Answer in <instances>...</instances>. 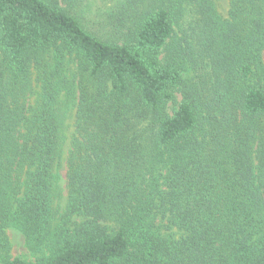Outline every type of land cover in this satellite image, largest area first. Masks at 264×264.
I'll return each instance as SVG.
<instances>
[{
  "label": "trees",
  "instance_id": "obj_1",
  "mask_svg": "<svg viewBox=\"0 0 264 264\" xmlns=\"http://www.w3.org/2000/svg\"><path fill=\"white\" fill-rule=\"evenodd\" d=\"M228 6L123 0L90 31L57 0H0V264H264V0Z\"/></svg>",
  "mask_w": 264,
  "mask_h": 264
},
{
  "label": "rangeland",
  "instance_id": "obj_2",
  "mask_svg": "<svg viewBox=\"0 0 264 264\" xmlns=\"http://www.w3.org/2000/svg\"><path fill=\"white\" fill-rule=\"evenodd\" d=\"M59 6L66 10L67 12L75 15L76 19L90 31H96L99 28L108 30L109 22L107 21L110 14L117 11V5L120 4L123 0H57ZM216 8L222 16L227 17L229 10L228 0H214ZM186 29V25L179 23L178 26H175L176 39H181V31ZM173 44V43H172ZM72 58V57H71ZM76 68L75 60H72L66 55L63 61L62 76L68 78L69 83L77 79V76H74ZM195 69L190 67L184 73V79L186 81H196L193 79L194 75L197 77V72ZM195 73V74H194ZM202 72H199L201 74ZM175 98V105L173 103H168L167 111L171 114L174 107L177 106V103L181 100L180 92H173ZM36 99V95L33 96V100ZM78 101V91L74 86H71L69 91H64L60 93L57 109L59 119L62 123V135L65 145L64 155H63V165L60 170L56 172L55 177V199L54 203L60 209L65 205L67 199V182L65 179V159L69 149V143L74 135V114L75 106ZM5 235L7 237L8 244V256L11 260L18 259L28 262L37 261L40 255L33 253L26 243L25 237L17 230L6 229Z\"/></svg>",
  "mask_w": 264,
  "mask_h": 264
}]
</instances>
